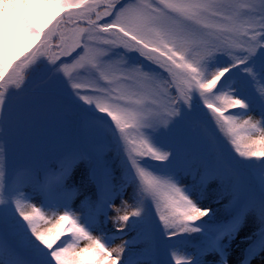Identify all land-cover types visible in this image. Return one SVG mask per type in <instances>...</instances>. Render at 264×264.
Listing matches in <instances>:
<instances>
[{"label": "snow or ice", "instance_id": "obj_1", "mask_svg": "<svg viewBox=\"0 0 264 264\" xmlns=\"http://www.w3.org/2000/svg\"><path fill=\"white\" fill-rule=\"evenodd\" d=\"M0 264H264V0H0Z\"/></svg>", "mask_w": 264, "mask_h": 264}, {"label": "rangeland", "instance_id": "obj_2", "mask_svg": "<svg viewBox=\"0 0 264 264\" xmlns=\"http://www.w3.org/2000/svg\"><path fill=\"white\" fill-rule=\"evenodd\" d=\"M44 31H47V29ZM205 111H207V109H205ZM44 117H45V122H46V124L49 125V127L46 129V132H42L40 134V136L39 135L35 136L36 138L34 140L36 141L38 146L40 144H42L43 142L54 140V139L58 138L66 130L64 128L63 124L61 123V121L55 115L45 111ZM125 198H127V196ZM35 203L37 204V206H39V200L38 199L35 201ZM117 205H119V201H117ZM60 214H63L62 210L59 213H57V216ZM46 215H48L49 217H51V216L54 217L51 212H46ZM121 243H122L121 240H116L111 245V247L115 248V247L119 246Z\"/></svg>", "mask_w": 264, "mask_h": 264}, {"label": "trees", "instance_id": "obj_3", "mask_svg": "<svg viewBox=\"0 0 264 264\" xmlns=\"http://www.w3.org/2000/svg\"><path fill=\"white\" fill-rule=\"evenodd\" d=\"M56 14L54 13V12H50V11H45L43 14H42V17H41V19L43 20V22H41V19H37V20H34L33 21V23L35 24V26L37 27V28H39V29H42L43 31L44 30H46L47 29V27H45L46 25L49 27V25L54 21V20H52L51 18L53 17V16H55ZM49 21H51V22H49ZM33 43H37L36 41H28V44H33ZM28 44H26L25 43V41H24V39H20V40H18V42H17V46L19 47V48H21L22 50H25V51H27V47H28ZM34 127V125H32V124H29V126H28V129H27V132H28V134L32 137V138H36L35 136H32L31 135V129ZM215 207V206H214ZM50 219H52L53 220V223H55V218L56 217H49ZM204 219H207V217H205ZM52 225H43L42 227L43 228H48V227H51ZM193 235H195V234H193ZM65 238H70L69 236H63V237H61V241H58L57 242V244H59L60 242H62V241H64V239ZM86 242H81V247H83L84 246V244H85Z\"/></svg>", "mask_w": 264, "mask_h": 264}]
</instances>
